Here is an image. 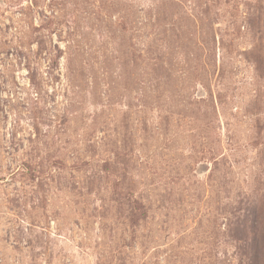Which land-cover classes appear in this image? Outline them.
I'll return each instance as SVG.
<instances>
[{"label":"rangeland","instance_id":"374dc122","mask_svg":"<svg viewBox=\"0 0 264 264\" xmlns=\"http://www.w3.org/2000/svg\"><path fill=\"white\" fill-rule=\"evenodd\" d=\"M0 264H264V0H0Z\"/></svg>","mask_w":264,"mask_h":264}]
</instances>
